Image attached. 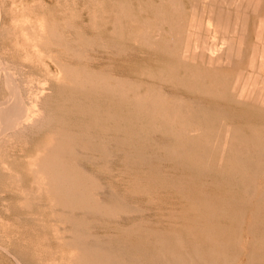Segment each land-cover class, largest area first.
Wrapping results in <instances>:
<instances>
[{
    "label": "rangeland",
    "instance_id": "obj_1",
    "mask_svg": "<svg viewBox=\"0 0 264 264\" xmlns=\"http://www.w3.org/2000/svg\"><path fill=\"white\" fill-rule=\"evenodd\" d=\"M0 264H264V0H0Z\"/></svg>",
    "mask_w": 264,
    "mask_h": 264
},
{
    "label": "bare ground",
    "instance_id": "obj_2",
    "mask_svg": "<svg viewBox=\"0 0 264 264\" xmlns=\"http://www.w3.org/2000/svg\"><path fill=\"white\" fill-rule=\"evenodd\" d=\"M231 2H232V1H231ZM248 2L250 3V5L253 4V3L251 4L250 1H247V2H244V3H248ZM249 3H248V4H249ZM228 4H229V3H228ZM217 6H218V5H217ZM246 6H247V5H246ZM235 7H236V6H235ZM252 7H253V6H252ZM256 7H257V6H256ZM211 8H212V7H211ZM220 8H221V7H220ZM244 8H245V7H244ZM239 9H240V8H239ZM252 9H253V8H252ZM254 9H255V8H254ZM256 10H257V9H256ZM240 11H241V10H240ZM218 12H219V11H218ZM218 14H219V13H218ZM255 14H256V12H255ZM203 15H205V14H203ZM216 15H217V14H216ZM216 15H215V16H216ZM219 15H220V14H219ZM219 15H218V17H219ZM206 17H207V16H206ZM209 17H210V16H209ZM209 17H207V19H208ZM211 17H212V16H211ZM213 18H214V17H213ZM211 19H212V18H211ZM214 19L216 20V18H214ZM225 19H226V18H225ZM223 21H224V20H223ZM244 21H245V19H244ZM212 22H215V21H212ZM227 22H228V21H227ZM215 24H216V23H215ZM234 24H235V22H234ZM218 25H219V24H218ZM220 25H221V24H220ZM216 27H217V26H216ZM228 27H229V26H228ZM201 28H202V27H201ZM220 28H221V26H220ZM232 28H233V25H232ZM218 30L221 31V30H223V29L221 28V29H218ZM218 30H217V31H218ZM231 30H232V29H231ZM224 31H227V30L224 29ZM217 33H218V32H217ZM217 33H216V34H217ZM232 33H233V32H232ZM240 33H241V32H240ZM191 34H192V33H191ZM216 34H215V35H216ZM222 34L224 35V38H225V36H226L225 33H222ZM220 35H221V34H219V37L221 38ZM238 35H239V34H238ZM197 36H198V35H197ZM240 36H241V35H240ZM240 36H239V37H240ZM227 37H228V36H227ZM214 38H216V36H215ZM222 38H223V37H222ZM228 38H231L232 40H234L233 37H230V36H229ZM234 38H235V37H234ZM225 39H226V38H225ZM231 39H230V42H231ZM240 39H241V37H240ZM240 39H239V40H240ZM189 40H190V39H189ZM197 40H198V39H197ZM213 40H214V39H213ZM242 40H244V37H243ZM220 41H221V39H220ZM196 42H197V41H196ZM196 42H195V44H196ZM226 42H227V41H226ZM230 42L228 41L226 44H228V43L230 44ZM241 42H242V41H241ZM56 43H57V42H56ZM189 43H190V42H189ZM200 43H201V42H200ZM200 43H199V44H200ZM221 43H223V41H222ZM233 43H234V41H233ZM233 43H232V44H233ZM191 44H192V43H190V45H191ZM232 44H230V45H232ZM188 45H189V44H188ZM190 45H189V46H190ZM208 45H209V43H208ZM235 45H236V44H235ZM195 46H196V45H195ZM216 46H217V45H216ZM225 46H226V45H225ZM190 47H191V46H190ZM192 47H193V46H192ZM201 47H202V46H201ZM206 47H207V46H206ZM221 47H222V46H220V48H221ZM236 47H237V45H236ZM236 47H235V48H236ZM239 47H240V46H239ZM207 48H208V47H207ZM213 48H214V45H213ZM240 48H241V47H240ZM240 48H239V49H240ZM202 49H203V47H202ZM217 49H218V47H217ZM233 49H234V48H233ZM236 49H237V48H236ZM244 49H245V48H244ZM200 50H201V49L199 48V51H200ZM256 50H257V49H256ZM43 51H44V50H43ZM87 51H88V50H87ZM197 51H198V50H196V53H197ZM209 51H210V50H209ZM234 51H235V50H234ZM191 52H192V51H190V53H189L190 56H191ZM207 52H208V51H207ZM207 52H206V53H207ZM218 52H221V54L223 55L221 49H220V51L218 50ZM225 52H226V50H225ZM225 52H224V53H225ZM236 52H237V51H236ZM240 52H241V49L239 50V53H240ZM194 53H195V52H194ZM204 53H205V52H204ZM204 53H202V51H201V53H199V55L201 56V54H203V58H204ZM209 53L212 54L211 51H210ZM213 53L216 54V52H213ZM226 53L228 54L229 52H226ZM226 53H225V55L227 56ZM245 53H246V52H245ZM210 54H209V56H210ZM217 54H219V53H217ZM217 54H216V56H217ZM232 54H234V53H232ZM179 55H180V54H179ZM187 55H188V54H187ZM196 55H197V54H196ZM196 55H195V56H196ZM207 55H208V54H207ZM212 55H214V54H212ZM225 55H224V56H225ZM234 55H235V54H234ZM185 56H186V55H185ZM188 56H189V55H188ZM192 56H193V55H192ZM197 56H198V55H197ZM231 56L233 57V55H231ZM235 56H236V55H235ZM241 56H242V53H241ZM198 57H199V56H198ZM205 57H206V55H205ZM211 57H212V56H211ZM214 57H215V56H214ZM214 57H213V58H214ZM227 57H228V56H227ZM227 57H226V58H227ZM238 57H239V56H238ZM238 57H237V61H239L238 59H240V57H239V58H238ZM249 57H250V56H249ZM257 57H258V56H257ZM184 58H185V57H184ZM193 58L195 59L196 57L193 56ZM193 58H192V60H194ZM201 58H202V57H201ZM203 58H202V59H203ZM213 58H212V61H210L211 63L214 62V60H217V58H216V59H213ZM219 58H221V56H220ZM189 59H190V58H189ZM199 59H200V58H199ZM210 59H211V58H210ZM241 59H242V58H241ZM195 60H196V59H195ZM200 60H201V59H200ZM205 60H207V59H205ZM224 60H225V59H224ZM229 60H230V59H229ZM251 60H252V58H251ZM182 61H183V60H182ZM203 61H204V60H203ZM230 61H231V60H230ZM205 63H208V61H207V62L205 61ZM215 63H216V62H215ZM215 63H213V65H214ZM217 63H218V62H217ZM219 63H221V62H219ZM222 63H224V62H222ZM227 63H228V62H227ZM227 63H225V64H227ZM230 63H232V62H230ZM259 63H260V62H259ZM207 65H208V64H207ZM222 65H223V64H222ZM230 65H231V64H230ZM230 65H229V66H230ZM86 66H87V65H86ZM210 66L213 67L212 65H210ZM218 66H221V65L219 64ZM218 66H217V67H218ZM257 67H258V66H257ZM257 67H254V69H255V68L257 69ZM213 68H214V67H213ZM215 68H216V67H215ZM93 69H94V68H93ZM254 69H253V70H254ZM256 69H255V71H256ZM94 70H96V69H94ZM241 74H242V73H241ZM9 80H10V79H9ZM259 82H260V81H259ZM258 88H259V87H258ZM258 88H257V89H258ZM162 89H163V88H162ZM162 89H161V90H162ZM164 89H165V88H164ZM259 89H260V88H259ZM259 89H258V91H259ZM250 91H252V89H251ZM237 92H238V91H237ZM255 93H256V92H255ZM255 93H254V94H255ZM245 94H246V93H245ZM176 95H177V94H176ZM257 95H258V93H257ZM254 96H256V95H254ZM254 96H253V97H254ZM254 98H257V96L254 97ZM252 99H253V98H252ZM249 100H250V98H249ZM245 101H247V100L245 99ZM252 101H253V100H252ZM257 101H258V98H257L256 101H253V103H254V102L257 103ZM248 102H249V101H248ZM259 102H260V101H259ZM176 103H177V102H176ZM250 103H252V102H250ZM259 104H260V103H259ZM261 105H262V104H261ZM35 107H36V105H35ZM19 108H20V107H19ZM16 110H17V109H16ZM21 110H22V109H21ZM26 111L29 112V110H27V109H26ZM19 112H20V111H19ZM27 112H25V113H27ZM3 114H4V113H3ZM3 114H2V115H3ZM23 114H24V113H23ZM27 114H28V113H27ZM27 114H26V115H27ZM24 115H25V114H24ZM21 116H23V115L21 114ZM28 116H29V117H28ZM28 116H27V117H28L29 119H33V118H30V115H29V114H28ZM11 117H12V116H11ZM12 118H13V117H12ZM24 118H25V117H24ZM24 118H23V119H24ZM15 119H16V118H15ZM25 119H26V118H25ZM1 120H2V118H1ZM21 120H22V119H21ZM29 121H30V120H29ZM24 122H27V120H25ZM30 122H31V121H30ZM30 122H29V123H30ZM36 122H37V121H36ZM20 123H21V122H19L18 124L21 125ZM14 124L16 125V124H17V121H16V123H13V125H14ZM22 124H23V122H22ZM26 124H28V123H26ZM26 124H25V125H26ZM13 125H12V126H13ZM15 125H14V126H15ZM19 125H18V126H19ZM10 126H11V125H10ZM12 126H11V127H12ZM14 126H13V127H14ZM16 126H17V125H16ZM5 127H6V126H5ZM11 127H10V129H11ZM8 128H9V126H8ZM8 128H6V129H8ZM61 139H62V138H61ZM68 139H69V138H68ZM64 140H65V139H64ZM54 141H55V140H54ZM165 143H166V142H165ZM70 145H71V144H70ZM46 149H48V148H46ZM107 149H108V148H107ZM57 150H58V149H57ZM53 152H54V151H53ZM46 154H47V153H46ZM46 154H45V156H46ZM51 154H52V152H51ZM51 154H50V155H51ZM43 155H44V154H43ZM48 155H49V154H48ZM59 156H60V155H59ZM50 157H51V156H50ZM46 159H47V158H46ZM35 160H37V159H35ZM35 160H34V162H35ZM39 161H40V160H38V162H39ZM41 161H42V160H41ZM43 161H44V160H43ZM43 161H42V162H43ZM43 163H44V162H43ZM45 163H46V162H45ZM49 163H50V162H49ZM33 164H34V163H33ZM46 164H47V163H46ZM42 165H43V164H41V165L39 166V164H38V167H40V168L42 169V167H41ZM49 165H50V164H49ZM49 165H47V166H49ZM54 165H55V164H54ZM54 165H53V166H54ZM76 165H77V164H76ZM80 165H81V164H80ZM80 165L78 164L79 167H80ZM82 165H83V163H82ZM139 165H140V164H139ZM36 166H37V163H36L35 167H36ZM85 166H86V165H85ZM85 166H84V167H85ZM33 167H34V166H33ZM44 167H45V165H44ZM84 167L82 168L81 171H84L85 169H87V168H84ZM40 168H39V169H40ZM49 168H50V167H49ZM49 168H48V169H49ZM53 168H55V167H53ZM13 169H14V168H13ZM41 169H40V170H41ZM50 169H51V168H50ZM83 169H84V170H83ZM126 169H127V167H126ZM133 169H134V168H133ZM55 170H56V169H55ZM57 170H58V169H57ZM128 170H129V169H128ZM34 171H35V170H34ZM45 171H46V170H45ZM137 171H138V170H137ZM42 172H43V169H42ZM48 172H49V170H48ZM53 172H55L54 169H53ZM62 172H63V171H62ZM84 172H85V171H84ZM36 173H37V170H36ZM39 173H40V172H38V174H39ZM49 173H50V172H49ZM56 173H57V172H56ZM46 174H47V172L45 173V175H46ZM52 174H53V173H52ZM83 174H84V173H83ZM56 175H57V174H56ZM36 176H37V174H36ZM59 176H61V175H59ZM63 176L65 177V175H63ZM96 176H97V175H96ZM191 177H192V176H191ZM53 178H54V177H53ZM62 178H63V177H62ZM62 178L60 177V179H62ZM100 178H102V177H100ZM47 179H48V178H47ZM56 179H57V177H56ZM58 179H59V177H58ZM60 179H59L58 181H60ZM101 180H102V179H101ZM55 181H56V180H55ZM55 181H54V182H55ZM33 182H34V181H33ZM46 182H47V181H46ZM60 182H61V181H60ZM47 183H48V182H47ZM51 183H52V181H50V182L48 183V185H52ZM55 183H56V185H57V182H55ZM58 183H59V182H58ZM59 184H62V183H59ZM44 185H45V184H44ZM56 185L54 184V187H55ZM194 185H195V184H194ZM34 186H35V185H34ZM34 186H33V187H34ZM46 186H47V185H45V187H46ZM57 186H58V185H57ZM130 187H131V186H130ZM198 187H199V186H198ZM49 188H50V186H49ZM57 188H60V185H59V187H57ZM62 188H63V186H62ZM191 188H192V187H191ZM194 188H196V187H194ZM37 189H38V188H37ZM130 189H131V188H130ZM198 189H200V188H198ZM52 190H53V189H52ZM106 190H107V189H106ZM113 190L115 191V188H114ZM139 190L141 191V189H139ZM139 190H138V191H139ZM32 191L34 192V190H32ZM32 191H31V192H32ZM46 191H47V189H46ZM48 191L50 192L51 190L48 189ZM56 191H57V190H56ZM191 191H192V190H191ZM195 191H196V190H195ZM195 191H194V192H195ZM36 192L38 193V191H36ZM39 192H40V191H39ZM107 192H110V191L107 190ZM107 192L105 191V187H104V188H103V191H101V198H102V199H107V198H109V197L106 198L107 194H109V193H107ZM125 192H126V191H125ZM134 192H135V191H134ZM134 192H133V193H134ZM147 192H148V191H147ZM194 192H193V193H194ZM204 192H205V191H204ZM204 192H203V193H204ZM111 193H113V191H112ZM135 193H136V192H135ZM139 193H140V192H139ZM143 193H144V192H143ZM150 193H151V192H150ZM201 193H202V192H201ZM206 193H207V192H206ZM98 194H99V193H98ZM113 194H114V193H113ZM113 194H112V195H113ZM115 194H116V193H115ZM124 194H126V193H123V194H122V195H123V198H125V196H128V195H124ZM137 194H138V193H137ZM148 194H149V193H148ZM151 194L153 195V193H151ZM155 194H158V193H155ZM194 194H195V193H194ZM198 194H199V193H198ZM47 195L49 196L48 193H47ZM57 195H58V194H57ZM109 195H111V194H109ZM116 195H117V194H116ZM134 195H135V194H134ZM52 196H53V195H52ZM98 196H99V195H98ZM132 196H133V194H132ZM156 196H157V195H156ZM158 196H159V195H158ZM45 197H46V196H45ZM110 197H111V196H110ZM133 197H134V196H133ZM133 197H132V198H133ZM154 197H155V196H154ZM204 197H205V196H204ZM51 198H52V197H51ZM51 198H50V199H51ZM101 198H100V199H101ZM128 198H129V197H128ZM52 199H53V198H52ZM52 199H51V200H52ZM160 199H161V198H160ZM53 200H55V199H53ZM110 200H111V199H110ZM110 200H109V202H110ZM125 200H126V199H125ZM111 201H114L113 198H112ZM123 201H124V200H123ZM127 201H128V200H127ZM127 201H126V203H127ZM129 201H130V200H129ZM129 201H128V204H129ZM205 201H206V200H205ZM107 202H108V200H107ZM109 202H108V203H109ZM134 202H135V201H134ZM122 203H123V202H122ZM208 203H209V202H208ZM124 204H125V202H124ZM138 205H139V204H138ZM138 205H137V206H138ZM170 205H172V204H170ZM139 206H140V205H139ZM142 206H143V205H142ZM168 206H169V205H168ZM172 206H173V205H172ZM174 207H175V205H174ZM136 208L138 209V207H136ZM139 208H140V207H139ZM169 208H170V206H169ZM176 208H177V207H176ZM67 209H68V208H67ZM141 209H142V207H141ZM170 209H172V208H170ZM172 210H174V208H173ZM170 211H171V210H170ZM182 211H183V210H182ZM72 212H73V211H72ZM178 212H179V211H178ZM194 212H195V211H194ZM175 213H176V211H175ZM175 213H173V214H175ZM181 213H182V212H181ZM184 213H185V212H184ZM121 214H122V213H121ZM173 214H172V215H173ZM178 214H179V213H178ZM194 214H195V213H194ZM175 215H176V214H175ZM179 215H180V214H179ZM196 215H197V214H196ZM170 216H171V215H170ZM173 216H174V215H173ZM187 216H189V215H187ZM193 216H194V215H193ZM198 216H199V215H198ZM194 217H195V216H194ZM173 218H174V217H173ZM186 218L188 219L189 217H186ZM196 218H197V217H196ZM196 218H195V219L192 218V219H194V220L191 221V222L195 223L194 221H196ZM198 218H199V217H198ZM173 220H174V219H172V221H173ZM175 220H176V216H175ZM175 220H174V221H175ZM184 220H185V219H184ZM190 220H191V218H190ZM198 220H199V219H198ZM209 220H210V219H209ZM188 221H189V219H188ZM188 221H187V222H188ZM189 222H190V221H189ZM205 222H206V221H205ZM184 223H185V222H184ZM197 223H198V222H197ZM141 224H142V223H141ZM181 224H182V223H181ZM181 224H180V225H181ZM188 224H189V223H188ZM188 224L186 223V225H188ZM210 224H211V223H210ZM180 225H179V226H180ZM183 225H184V224H183ZM186 225H185V226H186ZM191 225H192V223H191ZM196 225H197V224H196ZM208 225H209V224H208ZM188 226H189V225H188ZM213 226H214V225H213ZM196 227H197V226H196ZM95 228H96V227H95ZM171 228L173 229V226H171ZM175 228H178V227H175ZM190 228H191V227H190ZM190 228H188V229H190ZM192 228H193V226H192ZM194 228H195V227H194ZM194 228H193V231H194ZM148 229H149V228H148ZM178 229H179V228H178ZM186 229H187V227H186ZM195 229H196V228H195ZM79 230H80V229H79ZM91 231H92V230H91ZM172 231L175 232L174 229H173ZM84 233H86V232H84ZM193 233H194V232H193ZM215 233H216V232H215ZM100 234H101V233H100ZM198 234H199V233H198ZM117 242H118V241H117ZM111 244H112V243H111ZM126 245H127V244H126ZM139 245H140V244H139ZM256 251H257V250H256Z\"/></svg>",
    "mask_w": 264,
    "mask_h": 264
}]
</instances>
